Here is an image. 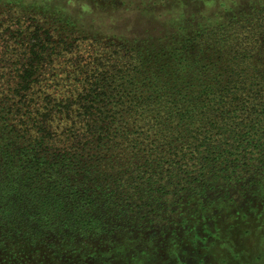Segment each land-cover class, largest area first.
I'll return each instance as SVG.
<instances>
[{
	"label": "trees",
	"instance_id": "1",
	"mask_svg": "<svg viewBox=\"0 0 264 264\" xmlns=\"http://www.w3.org/2000/svg\"><path fill=\"white\" fill-rule=\"evenodd\" d=\"M48 5L16 15L32 17L30 57L0 77L3 241L78 244L135 227L149 202L210 203L209 167L224 181L264 169V4L193 36L173 26L159 47L95 40L83 56L68 50L89 41L82 16ZM63 51L72 74L47 77Z\"/></svg>",
	"mask_w": 264,
	"mask_h": 264
},
{
	"label": "rangeland",
	"instance_id": "2",
	"mask_svg": "<svg viewBox=\"0 0 264 264\" xmlns=\"http://www.w3.org/2000/svg\"><path fill=\"white\" fill-rule=\"evenodd\" d=\"M167 1L119 0L111 8L102 0H80L75 7L66 6L68 0H0V77L19 75L20 62L30 57L31 40L25 30L32 17L19 20L16 15L20 10L35 13L45 2L55 15L67 8L69 16L80 14L84 19L81 30L89 41L68 49L81 56L95 52L89 47L95 40L143 50L159 47L158 39L176 35L170 33L173 26H186L193 36L199 28L225 24L234 14L245 9L250 13L249 8L264 4V0ZM63 53L47 77L72 74L73 56ZM218 170L208 168L211 176L217 174L212 186L220 185L221 190L210 194V203L196 202L186 211L176 206L171 212L170 203L160 208V202H149L135 227L63 247L56 242L35 250L27 242H5L0 237V264H264V169H241L226 181L218 178Z\"/></svg>",
	"mask_w": 264,
	"mask_h": 264
}]
</instances>
